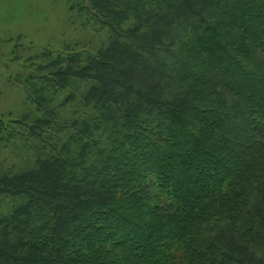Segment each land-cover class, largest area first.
<instances>
[{
	"label": "trees",
	"instance_id": "trees-1",
	"mask_svg": "<svg viewBox=\"0 0 264 264\" xmlns=\"http://www.w3.org/2000/svg\"><path fill=\"white\" fill-rule=\"evenodd\" d=\"M67 2L107 42L11 80L0 264H264V0Z\"/></svg>",
	"mask_w": 264,
	"mask_h": 264
},
{
	"label": "rangeland",
	"instance_id": "rangeland-1",
	"mask_svg": "<svg viewBox=\"0 0 264 264\" xmlns=\"http://www.w3.org/2000/svg\"><path fill=\"white\" fill-rule=\"evenodd\" d=\"M106 42V33L91 30L67 0H0V114L36 113L11 80L37 73L34 65L50 58L43 51L92 49ZM29 163L0 145V172Z\"/></svg>",
	"mask_w": 264,
	"mask_h": 264
}]
</instances>
